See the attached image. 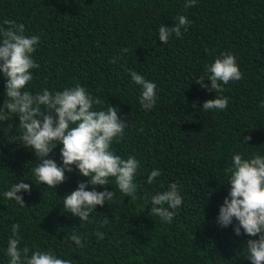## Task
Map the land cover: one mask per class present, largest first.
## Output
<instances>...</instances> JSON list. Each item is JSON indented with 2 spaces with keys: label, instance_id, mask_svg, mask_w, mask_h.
<instances>
[{
  "label": "trees",
  "instance_id": "trees-1",
  "mask_svg": "<svg viewBox=\"0 0 264 264\" xmlns=\"http://www.w3.org/2000/svg\"><path fill=\"white\" fill-rule=\"evenodd\" d=\"M185 3L0 0V26L7 27L5 20L23 23L26 35L40 38L33 54L39 68L31 70L25 90L54 93L79 84L102 101L93 110L115 106L128 126L111 150L140 162L136 198L125 197L111 178L96 190L115 191L113 200L98 205L82 224L65 212L63 198L89 178L73 165L55 189L37 186L31 171L38 163L35 152L15 139L22 134L19 118L0 122V264H9L8 239L17 223L21 248L51 249L72 264H251L246 249L251 237L235 234V220L227 228L216 220L229 194L225 169L233 155L264 156V0H196L187 10ZM179 15L189 19L187 31L163 44L159 27L174 26ZM226 53L235 56L242 79L217 94L195 83L201 76L207 79L206 69ZM130 70L156 84L153 109L141 106V87ZM217 96L228 99L226 110L202 109ZM6 100L0 73V107ZM248 136L252 139L243 143ZM62 147L47 157L61 166ZM154 169L161 175L149 184ZM21 180L31 185V192L17 193L25 207L3 195ZM173 182L183 198L174 219L151 217V197ZM97 231L104 233L102 240ZM73 234L83 247L70 240Z\"/></svg>",
  "mask_w": 264,
  "mask_h": 264
},
{
  "label": "clouds",
  "instance_id": "clouds-1",
  "mask_svg": "<svg viewBox=\"0 0 264 264\" xmlns=\"http://www.w3.org/2000/svg\"><path fill=\"white\" fill-rule=\"evenodd\" d=\"M195 5L196 0H186L184 8L187 10ZM175 20L174 26L159 27L158 37L163 44H167L173 34L181 38L182 29L187 31L190 25L184 15L177 16ZM4 25L7 27L0 26V73L6 79L7 100L0 107V122L19 118L18 128L22 129V134L15 139L35 152L38 163L31 171L37 186L44 184L55 189L66 180L65 173L72 172L75 165L79 173L89 179L79 182L77 189L63 198V209L79 217L82 224L89 220L98 205L103 206L113 200L115 191H108L107 188L104 191L96 190L97 186L108 185L111 178H115V186L125 197L135 199L137 185L134 177L140 162L134 156L123 159L111 150L114 141L123 139L127 121L120 118L115 106L93 110L94 105H100L102 101L91 96L79 84L54 93L48 89L36 94L26 91L33 79L31 70L39 68L33 54L40 38L26 35L23 23L5 20ZM206 72L207 79L201 76L195 83L216 94L223 91V85L242 79L236 58L231 53L217 58ZM129 74L133 83L141 87L139 102L143 109H153L157 102L156 84L136 71L130 70ZM205 81H210V85ZM192 106L199 107L196 102ZM227 107L228 99L217 96L205 101L202 109L226 110ZM251 139L248 136L242 142L248 144ZM60 144L63 145L60 150L62 166L54 159L47 158ZM232 161V166L225 169L227 184H230L229 194L220 207L216 223L227 228L233 225L234 220L237 221L235 234L251 237L246 245L247 259L251 264H264V156L257 154L245 159L240 154H234ZM160 175L161 172L154 169L147 182L153 183ZM89 185L93 186L92 190H87ZM22 191L31 192V185L23 180L13 184L3 195L5 199L14 200L25 207L23 196L17 195ZM182 204L178 185L173 182L168 190L151 197L149 215L171 222L175 216L174 210ZM103 223L106 224L107 219ZM11 232L6 250L9 264H72L71 260L58 258L51 249L33 252L27 245L21 248L18 223L12 225ZM95 235L100 240L104 238L103 232L97 231ZM70 240L79 247L84 246L79 235H71Z\"/></svg>",
  "mask_w": 264,
  "mask_h": 264
}]
</instances>
